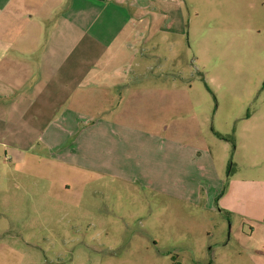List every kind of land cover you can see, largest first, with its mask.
I'll use <instances>...</instances> for the list:
<instances>
[{
    "label": "rangeland",
    "instance_id": "obj_1",
    "mask_svg": "<svg viewBox=\"0 0 264 264\" xmlns=\"http://www.w3.org/2000/svg\"><path fill=\"white\" fill-rule=\"evenodd\" d=\"M174 6L166 12L179 30L154 29L148 44L163 71L155 60L154 76L136 79L135 101L120 110L129 116L117 146L88 139L85 171L37 144L17 160L0 141V264L239 261L241 220L220 201L231 171L256 177L264 0ZM86 109L98 115L100 107ZM205 145L209 158L198 150ZM247 161L254 166H241Z\"/></svg>",
    "mask_w": 264,
    "mask_h": 264
},
{
    "label": "crops",
    "instance_id": "obj_2",
    "mask_svg": "<svg viewBox=\"0 0 264 264\" xmlns=\"http://www.w3.org/2000/svg\"><path fill=\"white\" fill-rule=\"evenodd\" d=\"M177 3L0 0V141L10 156L23 160L37 144L50 158L85 171L89 138L101 144L116 140L117 146L120 120L129 116L120 110L135 101L136 79L154 76L155 60L163 71L162 58L149 53L148 44L154 29L173 33L179 27L166 12ZM90 105L100 107L98 115L86 111ZM263 128L264 123L256 136V177L231 171L220 201L229 217L241 220L236 264H264ZM198 150L211 155L207 145Z\"/></svg>",
    "mask_w": 264,
    "mask_h": 264
}]
</instances>
